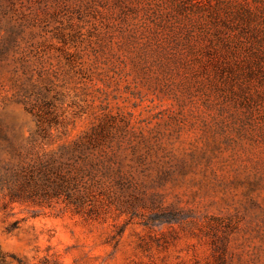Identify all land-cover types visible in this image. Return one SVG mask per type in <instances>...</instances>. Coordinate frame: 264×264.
I'll use <instances>...</instances> for the list:
<instances>
[{"label":"rangeland","instance_id":"1","mask_svg":"<svg viewBox=\"0 0 264 264\" xmlns=\"http://www.w3.org/2000/svg\"><path fill=\"white\" fill-rule=\"evenodd\" d=\"M78 142L83 207L0 186V264H264V0H0V173Z\"/></svg>","mask_w":264,"mask_h":264},{"label":"trees","instance_id":"2","mask_svg":"<svg viewBox=\"0 0 264 264\" xmlns=\"http://www.w3.org/2000/svg\"><path fill=\"white\" fill-rule=\"evenodd\" d=\"M97 161L82 152L78 142L64 143L59 151L37 153L27 165L0 173V186L14 198L38 200L63 198L83 207L90 195L84 177ZM0 260L4 257L0 252Z\"/></svg>","mask_w":264,"mask_h":264}]
</instances>
